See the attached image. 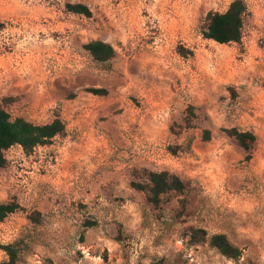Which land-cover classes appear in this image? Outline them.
<instances>
[{"label":"rangeland","instance_id":"1","mask_svg":"<svg viewBox=\"0 0 264 264\" xmlns=\"http://www.w3.org/2000/svg\"><path fill=\"white\" fill-rule=\"evenodd\" d=\"M232 1L0 0V106L65 125L29 155L4 152L0 203L21 209L0 222V247L20 242L17 264H264V0H243L239 44L202 36ZM92 40L113 59L95 62ZM230 128L255 136L249 152ZM144 170L176 175L183 193L152 206L130 186L148 184ZM196 228L242 255L192 244Z\"/></svg>","mask_w":264,"mask_h":264},{"label":"trees","instance_id":"2","mask_svg":"<svg viewBox=\"0 0 264 264\" xmlns=\"http://www.w3.org/2000/svg\"><path fill=\"white\" fill-rule=\"evenodd\" d=\"M66 10L74 14L91 17L89 9L82 4H66ZM247 14V7L243 0H233L228 8L222 12H209L205 18L202 30L204 39L214 41L218 44H239L242 37L244 17ZM1 26V24H0ZM91 58L98 63H106L113 59L114 50L112 46L100 40H92L83 46ZM178 53L182 57H187L192 52L179 47ZM87 92L103 96L106 94L104 89H89ZM194 108L189 106L186 110L185 125L190 127L191 120L194 118ZM227 136L232 137L237 144L246 152H249L255 143V136L251 132L239 131L236 128L225 129ZM65 134V125L62 120L56 117L52 122L37 125L24 118L17 117L11 119L10 115L0 106V169L6 165L4 152L13 146H19L25 155H29L36 147L45 146L57 136ZM210 136L208 131H204V138ZM171 149V148H170ZM145 175L148 184L131 182L130 186L136 191L146 193V200L154 207H158L161 196L170 192L182 194L185 184L174 174L167 171H146ZM20 205L16 201L0 203V222L8 215L20 210ZM190 242L200 244L207 242L226 259L237 260L242 255V251L232 244L228 237L223 233L207 235L204 229L196 228L190 231ZM5 252L7 260L0 264H17L19 254L22 250L20 242H13L0 247ZM156 264H163L158 261Z\"/></svg>","mask_w":264,"mask_h":264}]
</instances>
